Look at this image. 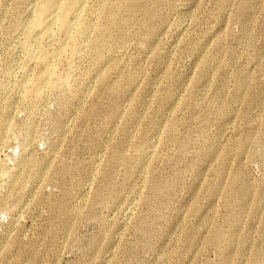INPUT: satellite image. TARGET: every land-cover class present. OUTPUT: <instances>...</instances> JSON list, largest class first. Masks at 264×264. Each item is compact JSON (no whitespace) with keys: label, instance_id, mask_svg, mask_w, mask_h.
Returning a JSON list of instances; mask_svg holds the SVG:
<instances>
[{"label":"rangeland","instance_id":"1","mask_svg":"<svg viewBox=\"0 0 264 264\" xmlns=\"http://www.w3.org/2000/svg\"><path fill=\"white\" fill-rule=\"evenodd\" d=\"M47 1L0 0V264H264V0H70L44 36Z\"/></svg>","mask_w":264,"mask_h":264},{"label":"bare ground","instance_id":"2","mask_svg":"<svg viewBox=\"0 0 264 264\" xmlns=\"http://www.w3.org/2000/svg\"><path fill=\"white\" fill-rule=\"evenodd\" d=\"M57 2V0H48L46 5H44L41 9V12L44 13V14H48V11H49V7L54 5L55 3ZM61 8H60V14L58 15H51L52 16V19L50 21H47V22H44L42 24V28L40 31H38L37 33L39 34H42V35H48L47 33H51V31L53 30L51 27H50V24L52 21H55V19L61 24V26L63 27V30H67L68 31V27L70 26V21H69V15L72 13V10L74 9L75 7V3L73 1H70V0H66L64 1L61 5ZM115 23L116 24H121L123 23V21L121 19H118V18H115ZM52 25V24H51ZM51 28V29H50ZM70 29V28H69ZM67 34V33H66ZM71 34V33H70ZM35 35V34H34ZM51 35V34H50ZM49 35V36H50ZM72 36L71 37H68V38H72V39H75V34H71ZM38 36V35H37ZM42 37V36H41ZM39 38V37H38ZM45 39V38H44ZM40 40V39H39ZM42 41V40H40ZM39 41V42H40ZM34 42V41H33ZM38 42V41H37ZM37 44V43H35ZM40 44V43H38ZM32 45V44H31ZM29 45L26 49L29 51V54L31 53H36V48L35 46H31ZM42 47V46H41ZM44 47V46H43ZM40 48V47H39ZM45 49V47H44ZM44 49H41V50H44ZM31 51V52H30ZM36 51V52H34ZM45 52V51H43ZM42 52V53H43ZM48 71H46L45 73L51 71V66H49V68L47 69ZM44 75V74H43ZM45 76V75H44ZM46 76H49V74H46ZM42 77V76H40ZM50 77V76H49ZM48 77V78H49ZM44 78V77H43ZM40 79V78H39ZM46 78H44L45 80ZM46 83V82H45ZM44 81L42 79L38 80L33 89H32V93L34 95H39L41 93V90L44 86ZM48 84V83H47ZM31 96V93L29 94Z\"/></svg>","mask_w":264,"mask_h":264}]
</instances>
